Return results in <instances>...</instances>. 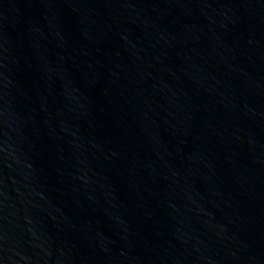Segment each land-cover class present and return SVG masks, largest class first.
<instances>
[{
  "label": "water",
  "instance_id": "95a60500",
  "mask_svg": "<svg viewBox=\"0 0 264 264\" xmlns=\"http://www.w3.org/2000/svg\"><path fill=\"white\" fill-rule=\"evenodd\" d=\"M0 264H264V0H0Z\"/></svg>",
  "mask_w": 264,
  "mask_h": 264
}]
</instances>
